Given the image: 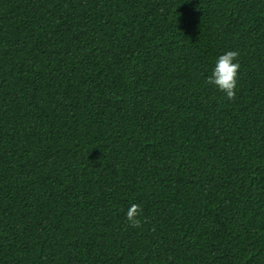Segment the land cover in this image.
Returning <instances> with one entry per match:
<instances>
[{
	"label": "trees",
	"instance_id": "trees-1",
	"mask_svg": "<svg viewBox=\"0 0 264 264\" xmlns=\"http://www.w3.org/2000/svg\"><path fill=\"white\" fill-rule=\"evenodd\" d=\"M0 264H264V0H0Z\"/></svg>",
	"mask_w": 264,
	"mask_h": 264
},
{
	"label": "clouds",
	"instance_id": "clouds-1",
	"mask_svg": "<svg viewBox=\"0 0 264 264\" xmlns=\"http://www.w3.org/2000/svg\"><path fill=\"white\" fill-rule=\"evenodd\" d=\"M238 56L239 53L236 51H228L219 56L211 75L206 80V84L214 86L229 100H234L236 95V80L240 65L234 61ZM140 214V206L132 205L126 213V221L130 226L139 228L142 223L139 219Z\"/></svg>",
	"mask_w": 264,
	"mask_h": 264
}]
</instances>
